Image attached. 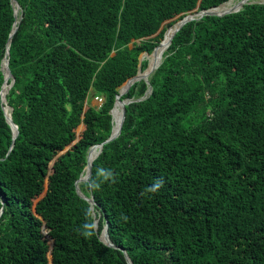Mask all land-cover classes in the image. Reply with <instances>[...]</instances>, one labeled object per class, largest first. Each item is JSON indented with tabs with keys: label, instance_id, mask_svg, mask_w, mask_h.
Here are the masks:
<instances>
[{
	"label": "trees",
	"instance_id": "obj_1",
	"mask_svg": "<svg viewBox=\"0 0 264 264\" xmlns=\"http://www.w3.org/2000/svg\"><path fill=\"white\" fill-rule=\"evenodd\" d=\"M17 1L12 32L0 0V89L8 46L18 129L0 95V264H130L124 251L132 264H264V3L187 21L149 83L120 96L121 130L78 183L91 204L75 181L111 133L120 85L147 67L140 54L227 0Z\"/></svg>",
	"mask_w": 264,
	"mask_h": 264
},
{
	"label": "water",
	"instance_id": "obj_2",
	"mask_svg": "<svg viewBox=\"0 0 264 264\" xmlns=\"http://www.w3.org/2000/svg\"><path fill=\"white\" fill-rule=\"evenodd\" d=\"M12 1V4L14 6V16L17 18L15 19L14 21V27H13V30L12 32L16 29V23L18 22L19 18H20V15L18 16L16 14V10H15V6H18L19 7V10H20V5L18 3L17 0H11ZM228 1V0H227ZM226 2V1H225ZM247 2H258V3H264V1H259V0H238V5L230 10H226V11H222V12H218L216 11L214 8L217 7V6H213V7H210V8H207V9H200V10H196L195 12H189V13H186L182 18L176 20L171 26L173 25H176V27L173 29L172 33L170 34L169 38H168V42H167V46L170 44L174 34L179 30V28L184 24L186 23L187 21L189 20H192V19H199L201 18L203 15H207V14H215V15H223V14H226V13H230V12H234V11H238L244 3H247ZM224 3V2H223ZM222 4V3H220ZM219 4V5H220ZM170 27V26H169ZM168 27V28H169ZM167 28V29H168ZM167 29L165 30L164 32V35L167 31ZM11 32V33H12ZM11 36V34H10ZM10 36H9V39H10ZM163 40V39H162ZM162 40L153 48L152 52L153 53L155 51V49L161 45L162 43ZM166 46V48H167ZM165 48V49H166ZM5 60V64H3V61ZM141 60V58H140ZM161 60L157 63V64H154L151 68H149V60H148V64H147V67L144 69V70H140V68L138 69L137 73L133 76H130L129 78H127L125 80V84L122 86V88L119 89L118 93L116 94L115 96V101H114V104L110 110L111 112V115H112V121H113V114H112V110L114 108V105L116 103V101L119 99L121 102H122V106H121V113H122V116H121V120H120V123H119V126L117 128L116 131H113V129L111 130V133L110 135L102 142L100 143H96V144H93L92 146L89 147L88 151H87V154H86V165L84 167V170H85V173H84V176L80 175L76 181H75V187H76V190L77 192L82 196L84 197L85 199H87L91 204H93L95 201L93 199V196L90 195H85L84 193H82L79 189V186H78V183L81 182V181H89L90 179V176H91V173H92V160H89L88 159V152L89 150L93 147V146H98V150H97V153L96 155L100 152L101 148H102V145L104 142L106 141H109L111 139H113L114 137H116L120 130H121V127H122V124H123V121H124V116H125V111H126V108H125V105L126 103H128L131 99H121L120 96L125 93L130 85L135 81V80H138V79H145L147 81V83H149V80H148V76L150 73H152L157 67L158 65L160 64ZM1 69L3 70V73H4V79H3V82H2V85H1V89H2V86L4 84V82L6 81V79L9 80L8 84H9V87L8 89L10 88V86L12 85L13 81H14V77L8 67V46H7V49L5 51V55H4V58L2 60V63H1ZM6 71V72H5ZM7 74V75H6ZM1 89H0V95H1V102H2V108H3V111H4V115H5V118L7 120V122L10 124L11 128H12V132H13V136L15 137L16 134L18 133V129H17V125L13 122L12 118H11V109L12 107L10 105L7 104V100H6V94L3 95L2 92H1ZM8 92V90H7ZM6 92V93H7ZM151 92V85L149 84L148 85V88L147 90L145 91V93L143 94L142 97L138 98V99H141L145 96H147L149 93ZM5 104L8 105L9 107V111L7 112V109L5 108ZM95 155V156H96ZM97 225V222L95 221V226ZM100 237L101 239L109 244V245H112V246H115L112 241L110 240L109 238V235H108V231H107V224L104 225L102 231H101V234H100ZM124 254H125V257L126 259L128 260V262L130 264L131 261L130 259L128 258V255L127 253L124 251Z\"/></svg>",
	"mask_w": 264,
	"mask_h": 264
},
{
	"label": "bare ground",
	"instance_id": "obj_3",
	"mask_svg": "<svg viewBox=\"0 0 264 264\" xmlns=\"http://www.w3.org/2000/svg\"><path fill=\"white\" fill-rule=\"evenodd\" d=\"M259 1H264V0H259ZM235 3H238V0L235 1V2H232V0H228V1H226V2H224V3H222V4H220V5H218V6L215 7L214 9H215L216 11H218V12H222V11L230 10V9H228V8H230V7H231L233 4H235ZM15 10H16V13H17V15H18V13H19V7H18V6H15ZM175 27H176V25H173V26H170V27L167 29V31H166V33H165V35H164V37H163V40H162L161 45L158 46V47L155 49V51H154L153 53L150 54V56H149V66H153L154 64H157V63L161 60V58H162V53H163V51L165 50V48H166V46H167L168 38H169L170 34L172 33V31H173V29H174ZM165 38L167 39V41H166ZM164 40H165V42H163ZM152 56H156V61L153 63V65H150V58H151ZM3 64H5V60L3 61ZM5 72H6V71H5ZM8 87H9V84H8L7 86H5L4 89L2 90V94H3V95L6 94V92H7V90H8ZM118 101H120V100H117V101H116V103H115V105H114V108H113V110H112V114H113V127H112V129H113V131H116L117 128H118V126H119V120H118V116H117V109L122 105V102H121V101L118 102ZM117 102H118V103H117ZM6 109H7V112H8V111H9V107H8L7 104H6ZM94 150H95V151H94ZM97 150H98V146H93V147L89 150V152H88V159H89V160H91V157H92V156H95V155H96ZM84 173H85V172H84Z\"/></svg>",
	"mask_w": 264,
	"mask_h": 264
},
{
	"label": "clouds",
	"instance_id": "obj_4",
	"mask_svg": "<svg viewBox=\"0 0 264 264\" xmlns=\"http://www.w3.org/2000/svg\"><path fill=\"white\" fill-rule=\"evenodd\" d=\"M101 175H103L104 179H109L112 178V173L110 171L108 172H101ZM98 187V185H97ZM163 187V180L162 179H157L151 187L147 189L148 192L150 193H156L158 192L161 188ZM86 228L90 227V225H86ZM92 233L90 231H86L83 233L85 236H90Z\"/></svg>",
	"mask_w": 264,
	"mask_h": 264
},
{
	"label": "rangeland",
	"instance_id": "obj_5",
	"mask_svg": "<svg viewBox=\"0 0 264 264\" xmlns=\"http://www.w3.org/2000/svg\"><path fill=\"white\" fill-rule=\"evenodd\" d=\"M237 0H232V2H235ZM196 10H193L192 12H195ZM151 53H146V52H143L140 54V58H147L149 60V56H150ZM162 59V58H161ZM141 70V69H140ZM125 84V82L120 85L119 89L122 88V86ZM83 128L82 125H79L77 128H76V132L79 133L81 131V129Z\"/></svg>",
	"mask_w": 264,
	"mask_h": 264
},
{
	"label": "built area",
	"instance_id": "obj_6",
	"mask_svg": "<svg viewBox=\"0 0 264 264\" xmlns=\"http://www.w3.org/2000/svg\"><path fill=\"white\" fill-rule=\"evenodd\" d=\"M94 101L100 104L102 102V97L100 96H94Z\"/></svg>",
	"mask_w": 264,
	"mask_h": 264
}]
</instances>
